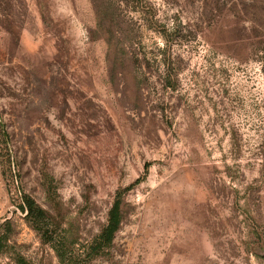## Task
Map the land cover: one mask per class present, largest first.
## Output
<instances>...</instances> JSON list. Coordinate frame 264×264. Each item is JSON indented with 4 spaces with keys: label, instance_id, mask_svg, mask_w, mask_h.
Wrapping results in <instances>:
<instances>
[{
    "label": "rangeland",
    "instance_id": "1",
    "mask_svg": "<svg viewBox=\"0 0 264 264\" xmlns=\"http://www.w3.org/2000/svg\"><path fill=\"white\" fill-rule=\"evenodd\" d=\"M0 238V264H264V0H0Z\"/></svg>",
    "mask_w": 264,
    "mask_h": 264
},
{
    "label": "trees",
    "instance_id": "2",
    "mask_svg": "<svg viewBox=\"0 0 264 264\" xmlns=\"http://www.w3.org/2000/svg\"><path fill=\"white\" fill-rule=\"evenodd\" d=\"M20 210L26 213V219L32 227L41 234L43 240L52 244L58 258L63 259L64 250L59 241L55 239V233L51 229L49 217L46 212L41 209L30 197L22 196V205ZM121 222L119 201H116L113 208L109 212V217L106 226L100 235L93 241L90 246V251L97 254L103 248L109 246L114 238V234L119 229ZM60 245V246H59ZM4 248L3 240L0 238V253Z\"/></svg>",
    "mask_w": 264,
    "mask_h": 264
}]
</instances>
